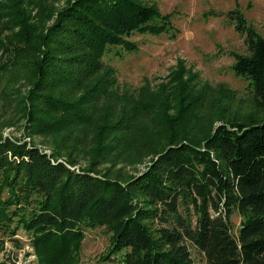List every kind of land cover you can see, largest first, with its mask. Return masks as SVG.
Returning <instances> with one entry per match:
<instances>
[{
    "label": "trees",
    "instance_id": "16d2710c",
    "mask_svg": "<svg viewBox=\"0 0 264 264\" xmlns=\"http://www.w3.org/2000/svg\"><path fill=\"white\" fill-rule=\"evenodd\" d=\"M29 4L46 8L0 1V97L16 101L30 137L0 134V235L24 230L39 264H78L97 226L111 232L104 258L121 264H198L194 249L205 264H264V118L197 113L202 101L181 91L173 112L160 92L114 93L104 54L115 44L131 51L136 31L171 29L170 14L144 0H68L47 24ZM238 20L249 53L233 67L264 108V36ZM147 158L135 172L116 166Z\"/></svg>",
    "mask_w": 264,
    "mask_h": 264
},
{
    "label": "rangeland",
    "instance_id": "374dc122",
    "mask_svg": "<svg viewBox=\"0 0 264 264\" xmlns=\"http://www.w3.org/2000/svg\"><path fill=\"white\" fill-rule=\"evenodd\" d=\"M67 1L42 0L46 5L44 10L31 4L27 8L31 14L39 16L41 22L48 24ZM144 1L154 4L162 14H170L173 27L158 33L134 32L128 36L136 45L131 51L120 44L109 47L103 62L107 65L106 69L111 68L115 75L114 93L122 98L131 94L147 99L149 95L160 92L169 101L170 111L173 112L176 96L181 91L185 92L186 97L198 96L197 99L202 101L203 105L197 109V113L211 114L214 111L211 116H216L225 113L226 108L228 117L237 116L242 121L250 122V117L264 118V108L257 104L252 81L233 67L236 53H249L247 33L237 29L235 21H239L238 16L241 17L264 36V0ZM232 10L238 11L237 17L230 14ZM2 14L0 11V17ZM2 26L0 18V30ZM181 65L184 71L179 78L177 71ZM9 74L6 72V76ZM0 81L4 83V77ZM16 86L19 96H23L28 89L25 84L21 85V81ZM24 122L16 101L0 97V134L29 139V136H25ZM34 138L50 150L45 136L37 135ZM80 162L86 164L88 156L81 155ZM148 163L147 158L128 165L119 162L116 166H124L125 171L135 172ZM105 164L109 162L101 166ZM242 220L243 214L237 209L233 210L231 222L235 236L240 233ZM110 233L105 226L87 228L77 258L78 264H121L119 256L104 258L109 251ZM14 238L0 235V264H39L28 234L21 229ZM193 252L198 264H205L202 254L195 249Z\"/></svg>",
    "mask_w": 264,
    "mask_h": 264
}]
</instances>
